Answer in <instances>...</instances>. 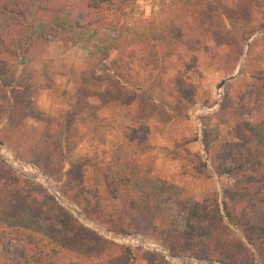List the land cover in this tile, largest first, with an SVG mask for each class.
Listing matches in <instances>:
<instances>
[{
    "label": "trees",
    "instance_id": "trees-1",
    "mask_svg": "<svg viewBox=\"0 0 264 264\" xmlns=\"http://www.w3.org/2000/svg\"><path fill=\"white\" fill-rule=\"evenodd\" d=\"M262 2L264 0H236V9L241 12V8L246 7L249 15L242 16L246 21L244 24L232 28L229 19L230 16L238 17L235 11L231 15L222 12L220 27L212 24L214 0H158L154 20L140 18L137 0H0V141L9 145L21 160L37 165L61 182L68 181L71 198L79 203L85 197L81 188L83 164L70 165L66 159L84 139L82 129L104 141L112 123L108 118L100 117L97 111L108 104L117 109L135 105L136 111L127 115L136 122L139 120V125L122 134L137 149L131 152L120 145L113 150L110 160L111 166L122 164V167L114 171L109 192L112 197L115 192H121L122 197L127 198L126 207L115 213L102 212L93 201L90 202V216L123 236L153 235L167 224L162 243L170 245L174 254L201 253L204 247L215 246L217 255L207 250L206 261H221L218 255L222 254L238 264H252L250 249L243 244L231 243L230 229L225 221L247 228L251 232L248 241L254 247L259 249L264 243V223L242 215L245 202L264 206V124H245L257 145L255 164L240 161L232 167L214 166L218 176L233 181L234 188L228 192L233 204L226 201L216 202L213 207L204 204L189 207L188 193L184 189L144 174L138 161L139 156L152 147V132L147 122L151 118L147 115L148 101L140 88L119 91L109 77L101 75V68L119 53L138 58L148 71H160L163 64L165 68L168 60L181 56V49L189 46L196 56L202 52L206 54L211 65L231 71L240 60V55L234 56V50L241 54L257 32H264V24L257 28L247 26L255 6ZM261 38L264 41V34ZM54 40L61 42L65 51L73 46L84 48L88 52V61L82 70L72 73L76 95L69 100L68 109L59 114H47L35 106L33 96L38 86L36 80L52 74L48 60L50 44ZM35 55L42 62L39 70L33 65ZM158 75L162 77L163 73ZM255 77L256 83L249 84L247 91L238 97L236 112L239 114L242 105L248 112L264 107V73L258 72ZM94 81H99L106 91V96L98 95L101 101L98 105L91 102L92 92L88 88ZM57 82L53 79L45 87L51 89ZM160 85L167 90L165 95L176 102L193 101L190 96L192 85L182 76L163 80ZM256 98L257 104L251 107ZM181 113L187 115L185 111ZM30 119L44 126L32 125ZM219 135L218 129L204 126L200 140L208 155ZM74 180L76 183L72 182ZM255 186H260L256 192ZM106 214L110 215L109 219L105 218ZM42 217L64 221L73 236L58 238L40 225ZM1 218L8 224H22L17 228L20 235L51 247L50 258H35L26 251L22 261L11 259L1 251L6 262L89 264L73 257L66 261L55 248L56 244L60 249L68 250L87 247L77 235L82 227L78 219L40 184L12 171L0 154ZM96 239L102 238L96 236ZM98 252L104 255L106 264H133L138 259L130 248L106 239ZM113 256H116L114 260ZM90 264L95 263L90 260Z\"/></svg>",
    "mask_w": 264,
    "mask_h": 264
},
{
    "label": "rangeland",
    "instance_id": "rangeland-1",
    "mask_svg": "<svg viewBox=\"0 0 264 264\" xmlns=\"http://www.w3.org/2000/svg\"><path fill=\"white\" fill-rule=\"evenodd\" d=\"M214 2L215 7L212 8L213 25L221 26L222 12L231 15L235 11L238 14L237 18L230 16L229 24L232 28L241 26L246 22L242 19V16L249 15L248 9L243 7L241 8L242 11L239 12V9H236V0H214ZM137 6V14L140 18L147 20L156 18L159 8L158 0H137ZM263 22L264 3L262 2V4L259 3L255 6L252 19L247 22V26L249 28H257L264 24ZM263 34L262 30L257 32L255 39L244 46L241 54H239L237 49L234 50V56L240 55V60L237 67L231 71L211 65L206 54L202 52L196 56L189 46L181 49V56H174L168 60L165 64H169L165 68L163 64V71L162 69L160 71H148L144 67V63L138 58L124 57L119 53H115L111 60L101 68V75L109 77L113 84L117 85L119 91L124 92L128 88H140L143 96L148 101L147 115H150L151 118L147 122L149 127L150 123L153 126L155 125L153 129L155 133L158 131L156 130L157 127L161 128L164 122L169 123L170 121H176L177 123L182 121L180 123L181 130L183 133L190 135V140L193 141H198L202 138L204 126H208L210 129L216 128L220 132L219 138L213 143L212 151L209 155L204 151L202 143H199V145L195 144L192 148L195 151H191L189 154L192 167L198 174L196 175L197 178L191 185L192 190L178 185L188 193L189 207L199 204L213 207L216 202L222 204L226 201L233 204L228 198V192L234 188L233 181L226 176H218L215 173L214 166L222 164L232 167L240 161L255 164L253 159L257 145L252 140V133L245 127V124L246 122H250L253 125L264 124V107L248 112L242 105L239 106L242 109L241 114L237 113L236 109L239 103L238 97L247 91L249 84L256 83L255 76L258 72L264 73V41L261 38ZM224 50L227 49L224 48ZM248 51L250 53L247 59ZM33 58L35 70H39L42 67L41 59L38 55ZM87 61L88 52L84 48L73 46L65 51L61 42L52 41L48 60L52 74L50 77L41 76L36 80L38 86L35 88L33 96L35 106L47 114H59L68 109L69 100L76 95L75 77H73L72 73L82 70L86 66ZM161 72L163 73L162 77L158 75ZM177 75L182 76L191 83L190 96L193 99L192 102L189 103L185 100L176 102L172 97L165 95L167 90L164 91L160 83ZM53 79L58 80L57 84L51 89H47L45 85H50ZM88 88L92 92L91 102L98 105L101 102L98 95L106 96L104 86H101L99 81H94ZM220 89H222V97L218 107L211 113L204 115L201 126H199L196 123L195 113L204 106H214ZM257 100V98L253 99L251 107L257 104ZM43 106L47 107V109H42ZM130 108L125 106L115 114H112L108 112V106H104L97 111V114L100 117L105 116L108 118L112 126L120 131H130L134 126L139 125V120L136 122L127 115ZM133 108L135 107L133 106ZM183 111L187 112L186 116L182 115L181 112ZM190 119L194 122H191ZM29 123L40 128L44 126L43 123L33 119H30ZM82 132L84 139L77 150L66 159V163L70 165L83 164L81 188L85 197L79 203L71 198L72 191L68 181L64 180V182H61L57 178L49 176L37 165L18 158L9 145L3 142L0 145V154L12 171L40 184L50 196L73 214L82 225L77 235L82 238L87 247L84 250L81 248L68 250L63 247L60 249L56 244L55 248L61 251L60 255L63 259L67 261L70 257H73L89 264L90 260L95 264H106L104 255L98 252L102 249V241L106 239L130 248L138 256V259L133 264H149L150 262L151 264H162L165 261L168 264H238L236 260L222 254L218 255L221 261H206L207 250L217 255L218 249L215 246L212 248L204 247L205 249L201 253L193 252L188 254L179 252L174 254V250L170 245L162 243V239L166 236L167 224L163 225L162 231H157L153 235L134 234L123 236L114 233L108 226L91 217L90 202L92 204L93 201H96L99 210L102 212L106 210L108 213H115L126 207L127 198L122 197L121 192H115L113 197L109 192V186L114 181V171L119 170L122 164L110 165L115 145L106 144L108 131L104 141H100L95 135L88 133L85 128L82 129ZM151 132L152 140V137L156 135H154L152 130ZM180 144L183 145L184 143L180 142ZM119 145L131 152L137 149L132 142H128L123 138ZM143 173L149 174L144 169ZM238 174L242 175L241 172ZM76 181L72 182L76 183ZM259 187L255 186L254 191L256 192ZM244 205L243 216L248 217L250 220L264 223V206L262 204L252 205L249 202H245ZM105 218L109 219L110 215L106 214ZM39 223L58 238L73 236L66 227L65 222L58 218L42 217ZM225 224L230 229L229 237L231 243L243 244L245 248H249L252 264H264V243L258 249L248 241L251 232L247 228L239 227L229 223L227 220ZM18 227L21 228L22 224H8L3 218L0 219V264H14L6 262L1 255V251H4L9 258L16 261H22L26 251L35 258H50L51 247L45 246L38 240H30L26 236L20 235ZM159 227L162 228V225H159ZM96 236L102 239L98 240ZM115 258L116 256H113L112 260ZM51 262L54 263V261Z\"/></svg>",
    "mask_w": 264,
    "mask_h": 264
},
{
    "label": "crops",
    "instance_id": "crops-1",
    "mask_svg": "<svg viewBox=\"0 0 264 264\" xmlns=\"http://www.w3.org/2000/svg\"><path fill=\"white\" fill-rule=\"evenodd\" d=\"M109 105L111 106L109 107ZM107 106L109 109L108 112L112 114L121 110V108L117 109L112 104H108L106 107ZM133 106L135 108H133ZM129 107H131L129 112H135L137 109L135 105H129ZM42 109L46 110L47 107L43 106ZM190 121L192 122L193 120L190 119ZM175 122L176 121H170L169 123L164 122L161 128L157 127V133L153 130L155 125L153 126L150 123L151 130L156 136L152 137V147L142 153L138 160L143 169L150 175L174 182L177 185L187 187L192 190L191 185L195 182L197 178L196 175L198 174H196V170L192 167L189 154L191 151H195V149L192 148L195 144L199 145L201 140H190L191 136L185 132L183 133L180 128V123L182 121H178V123ZM137 127L138 126H134L133 128ZM122 138L128 142L130 141L128 138L123 136L122 130L120 131L118 128L112 126L108 130L106 144L111 146L115 145V148H117L120 146L119 144L122 142ZM180 142L184 144L182 145Z\"/></svg>",
    "mask_w": 264,
    "mask_h": 264
},
{
    "label": "built area",
    "instance_id": "built-area-1",
    "mask_svg": "<svg viewBox=\"0 0 264 264\" xmlns=\"http://www.w3.org/2000/svg\"><path fill=\"white\" fill-rule=\"evenodd\" d=\"M221 97H222V89L219 90L218 98L214 106L212 107L204 106L203 108L197 110V112L195 113V117H196V123L199 126H201L202 117L208 114L209 112L211 113L213 110H215V108L218 107Z\"/></svg>",
    "mask_w": 264,
    "mask_h": 264
},
{
    "label": "water",
    "instance_id": "water-1",
    "mask_svg": "<svg viewBox=\"0 0 264 264\" xmlns=\"http://www.w3.org/2000/svg\"><path fill=\"white\" fill-rule=\"evenodd\" d=\"M3 143L2 142H0V145H2Z\"/></svg>",
    "mask_w": 264,
    "mask_h": 264
}]
</instances>
